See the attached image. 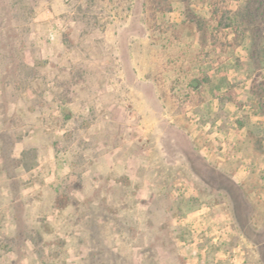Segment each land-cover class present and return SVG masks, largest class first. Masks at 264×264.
Instances as JSON below:
<instances>
[{"label":"rangeland","instance_id":"rangeland-1","mask_svg":"<svg viewBox=\"0 0 264 264\" xmlns=\"http://www.w3.org/2000/svg\"><path fill=\"white\" fill-rule=\"evenodd\" d=\"M172 3L0 0V264H233L231 240L190 257L189 215L224 200L212 134L241 86L208 95L197 80L220 59L221 75L248 66L264 82V25L213 45L212 0Z\"/></svg>","mask_w":264,"mask_h":264},{"label":"crops","instance_id":"crops-1","mask_svg":"<svg viewBox=\"0 0 264 264\" xmlns=\"http://www.w3.org/2000/svg\"><path fill=\"white\" fill-rule=\"evenodd\" d=\"M214 63L213 70L217 73L214 75L209 73V81L205 83L208 95V88L210 90H227L228 88L222 87L223 83L232 85L233 81H240L241 87H234L235 93H226L229 100L224 105V109L228 113V120L231 121L230 126L235 128H230V126L222 128L220 122L217 121L220 129L212 134L220 139H225L224 142H217L221 145V148L217 149L219 154L226 150L225 158L218 156L220 161L217 164V166H222L219 168L220 186L217 190L224 200L217 204L200 207L189 215L191 218L189 239L192 242L189 245L190 257L195 259L194 255L197 252L211 251L210 244L231 240L239 242L243 247L240 262L243 264H264V111L260 108L257 98L251 90L254 79L250 70L243 67L240 72L242 76L232 78L228 75L226 78L225 74L221 75L223 71H226L221 60H216ZM204 66L208 67L207 71L210 69L205 61ZM225 79L228 81L225 82ZM243 88L248 89L245 92L247 96L242 92ZM233 109H237V111H233ZM202 112V117H204L206 111L202 110ZM209 126L208 122L193 125L194 129L188 135V143L193 149L191 155L199 147L197 144V141H200L197 139L198 135ZM177 129L179 130L180 127ZM175 144L179 146L178 142ZM187 156L188 166L194 171L196 164L188 153ZM202 160L205 166L212 168V163L207 156ZM233 160L235 166L230 168L229 164ZM130 176L135 179L133 175ZM200 177L205 183L209 182L207 174H200ZM139 179L142 181L141 175ZM224 179L229 181L224 183ZM226 255L229 256L228 253ZM228 260L230 261L229 257Z\"/></svg>","mask_w":264,"mask_h":264},{"label":"trees","instance_id":"trees-1","mask_svg":"<svg viewBox=\"0 0 264 264\" xmlns=\"http://www.w3.org/2000/svg\"><path fill=\"white\" fill-rule=\"evenodd\" d=\"M155 13H167L173 9V0H152ZM234 0H212L213 9L211 18L215 21V29L211 33V41L213 45H225L221 41V37L218 32L224 31L226 29L232 28L235 33L234 38L228 45L240 44L243 41L244 33L247 28V19L253 21L259 19V23L264 25V0H247L245 7H240L238 10L234 11L230 8V3ZM257 53L249 54L250 59L257 58ZM249 69L248 66L244 67ZM197 85H202L209 81L208 76H204L197 80ZM195 85V84H194ZM196 86V85H195ZM251 90L256 96L260 108L264 111V82L260 78H255L253 80ZM221 103L224 105L228 100L229 96H222ZM191 147V146H190ZM201 162V161H200ZM203 162V160H202ZM201 162V163H202ZM220 173L217 172L215 176L219 178ZM229 180L224 179V183Z\"/></svg>","mask_w":264,"mask_h":264},{"label":"built area","instance_id":"built-area-1","mask_svg":"<svg viewBox=\"0 0 264 264\" xmlns=\"http://www.w3.org/2000/svg\"><path fill=\"white\" fill-rule=\"evenodd\" d=\"M191 231V229H189ZM243 251V247L239 244L237 247L232 248L228 252V257L233 264H243L240 262V255Z\"/></svg>","mask_w":264,"mask_h":264}]
</instances>
